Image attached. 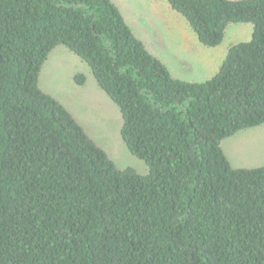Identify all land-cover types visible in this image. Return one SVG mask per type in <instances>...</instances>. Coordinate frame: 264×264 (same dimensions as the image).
<instances>
[{
	"label": "trees",
	"instance_id": "1",
	"mask_svg": "<svg viewBox=\"0 0 264 264\" xmlns=\"http://www.w3.org/2000/svg\"><path fill=\"white\" fill-rule=\"evenodd\" d=\"M164 1L203 46L233 24L250 38L184 81L112 0H0V264H264V166L233 167L220 147L264 124V0ZM57 45L116 105L146 173L118 169L39 88Z\"/></svg>",
	"mask_w": 264,
	"mask_h": 264
},
{
	"label": "rangeland",
	"instance_id": "2",
	"mask_svg": "<svg viewBox=\"0 0 264 264\" xmlns=\"http://www.w3.org/2000/svg\"><path fill=\"white\" fill-rule=\"evenodd\" d=\"M112 1L148 51L165 64L173 77L184 81H204L211 77L227 47L247 41L251 35L249 23L243 32H236L234 24L229 25L219 45L206 47L164 0ZM77 73L84 76L82 85L73 79ZM38 86L68 108L118 169L131 167L140 174L146 173V164L128 151L120 137L122 119L118 108L96 85L85 62L66 47L57 45L41 67ZM220 147L233 167L264 166V124L238 131L223 139Z\"/></svg>",
	"mask_w": 264,
	"mask_h": 264
},
{
	"label": "crops",
	"instance_id": "3",
	"mask_svg": "<svg viewBox=\"0 0 264 264\" xmlns=\"http://www.w3.org/2000/svg\"><path fill=\"white\" fill-rule=\"evenodd\" d=\"M246 24L248 23H242V24H234L233 27L234 28V31L236 32H243V31H246ZM248 27V26H247ZM227 29V28H226ZM51 94V93H50ZM54 98H56L53 94H51ZM57 99V98H56ZM58 100V99H57ZM59 101V100H58ZM60 102V101H59ZM63 104V103H62ZM64 105V104H63ZM65 106V105H64ZM65 108L68 110V108L65 106ZM69 111V110H68ZM70 112V111H69ZM72 115V114H71ZM230 162V161H229Z\"/></svg>",
	"mask_w": 264,
	"mask_h": 264
}]
</instances>
